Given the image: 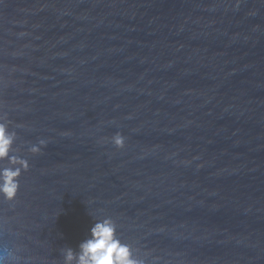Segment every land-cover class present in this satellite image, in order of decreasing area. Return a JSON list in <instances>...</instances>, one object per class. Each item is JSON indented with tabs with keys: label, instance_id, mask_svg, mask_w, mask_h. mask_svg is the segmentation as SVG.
Listing matches in <instances>:
<instances>
[{
	"label": "water",
	"instance_id": "95a60500",
	"mask_svg": "<svg viewBox=\"0 0 264 264\" xmlns=\"http://www.w3.org/2000/svg\"><path fill=\"white\" fill-rule=\"evenodd\" d=\"M0 111L47 141L0 200L18 264L105 216L146 264H264V0H0Z\"/></svg>",
	"mask_w": 264,
	"mask_h": 264
},
{
	"label": "clouds",
	"instance_id": "9594fccd",
	"mask_svg": "<svg viewBox=\"0 0 264 264\" xmlns=\"http://www.w3.org/2000/svg\"><path fill=\"white\" fill-rule=\"evenodd\" d=\"M11 124L7 113L0 111V200L4 202L14 201L17 197L19 178L30 167L26 155L41 154L47 143L45 139H39L34 144H28L26 148L24 144L28 142H24L21 148L17 149V133L10 129ZM110 139L116 149L124 147L125 138L119 132ZM77 249L78 251L71 247L61 248L63 264H146L143 258L134 255L138 250H134L131 244L120 238L117 224L109 216L94 220L88 236L78 244ZM20 260L21 257L10 249L0 251V264H18Z\"/></svg>",
	"mask_w": 264,
	"mask_h": 264
}]
</instances>
